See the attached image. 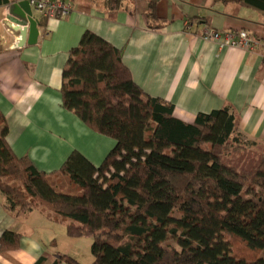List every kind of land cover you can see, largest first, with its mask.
I'll return each instance as SVG.
<instances>
[{
    "label": "trees",
    "instance_id": "obj_1",
    "mask_svg": "<svg viewBox=\"0 0 264 264\" xmlns=\"http://www.w3.org/2000/svg\"><path fill=\"white\" fill-rule=\"evenodd\" d=\"M146 18L153 30L166 25L154 3ZM62 75V106L115 146L99 166L75 150L48 173L13 152L0 111V190L12 214L40 209L66 223L69 237L92 238L90 264H264V154L251 169L224 160L254 145L230 106L180 119L134 81L119 48L90 30ZM21 239L6 231L0 250L19 249ZM62 262L83 264L63 253L52 264Z\"/></svg>",
    "mask_w": 264,
    "mask_h": 264
},
{
    "label": "crops",
    "instance_id": "obj_2",
    "mask_svg": "<svg viewBox=\"0 0 264 264\" xmlns=\"http://www.w3.org/2000/svg\"><path fill=\"white\" fill-rule=\"evenodd\" d=\"M65 1L73 4L65 17L44 18L33 8L39 35L22 47L20 33L8 25L7 8L0 7V111L16 155L29 156L40 170L51 173L75 150L99 166L115 146L114 139L91 130L62 106L63 68L86 30L119 48L134 81L150 96L172 103L180 119L193 122L199 112L230 106L244 140L264 154V56L221 49L202 38L212 27L247 30L264 41L263 4L122 0V7L113 10L109 0ZM150 3L166 21L160 30L147 25ZM6 202L0 190V237L16 231L22 239L19 249L0 250V264H36L45 253V264H52L62 253L58 245L77 239L65 230L58 241L59 222L40 209L16 217Z\"/></svg>",
    "mask_w": 264,
    "mask_h": 264
},
{
    "label": "built area",
    "instance_id": "obj_3",
    "mask_svg": "<svg viewBox=\"0 0 264 264\" xmlns=\"http://www.w3.org/2000/svg\"><path fill=\"white\" fill-rule=\"evenodd\" d=\"M44 18L65 17L73 10V4L65 0H29ZM202 38L213 42L221 49H244L249 52L260 51L264 56V41L251 35L247 30H217L207 27L202 33Z\"/></svg>",
    "mask_w": 264,
    "mask_h": 264
},
{
    "label": "rangeland",
    "instance_id": "obj_4",
    "mask_svg": "<svg viewBox=\"0 0 264 264\" xmlns=\"http://www.w3.org/2000/svg\"><path fill=\"white\" fill-rule=\"evenodd\" d=\"M262 152L260 148L255 147L253 149L248 148L246 151L233 152L227 156H224V160L239 169H251L259 163ZM60 231L56 233L57 240L60 241V234L65 233L66 223L59 222ZM71 243H60L59 250H62L63 254H68L83 264H90L94 261V256L91 252V246L93 243L92 238L82 237L72 239ZM61 242V241H60Z\"/></svg>",
    "mask_w": 264,
    "mask_h": 264
},
{
    "label": "water",
    "instance_id": "obj_5",
    "mask_svg": "<svg viewBox=\"0 0 264 264\" xmlns=\"http://www.w3.org/2000/svg\"><path fill=\"white\" fill-rule=\"evenodd\" d=\"M3 6L8 10L6 18L9 27L20 33L19 46H24L27 41L29 44L36 42L39 35L38 20L34 17L30 1L0 0V7Z\"/></svg>",
    "mask_w": 264,
    "mask_h": 264
}]
</instances>
